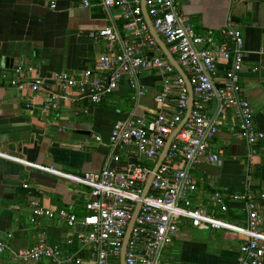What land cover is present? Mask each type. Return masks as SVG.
<instances>
[{"label":"built area","instance_id":"1","mask_svg":"<svg viewBox=\"0 0 264 264\" xmlns=\"http://www.w3.org/2000/svg\"><path fill=\"white\" fill-rule=\"evenodd\" d=\"M82 2L86 7L104 5L121 9L125 35L114 26L92 32L93 37L106 41L107 51L98 56L95 69H87L82 79L69 71L55 73L53 78L60 92L47 95L42 102L43 109H58L59 98H68L72 89L98 104L123 83L130 86V98L139 107L147 93L141 74L147 70L155 72L159 84L154 96L156 107L143 115L134 112L115 123L107 144L110 153L97 172L71 173L0 152L1 158L84 186L89 193L85 213L81 216L31 199L28 205L33 221L39 217L56 219L67 225L68 235L62 243L50 244L42 238L33 246L20 249L0 239V254L10 251L14 259L22 263L47 259L52 264H121L124 238L140 203L127 243L125 264H160L164 248L177 238L185 222L193 227L235 232L243 238L238 264H264V206L260 204L264 192L252 190L250 182L242 192L228 187L215 191V199L224 212L229 209L228 198L246 203L245 223L235 224L194 204L198 185L190 171L204 161L223 164V151H213L210 142L231 110L239 120L240 132L246 141L249 166L259 153L258 144L264 139V131L255 123L253 106L244 96L241 83L246 57L242 31L227 24L218 32L208 30L199 34L194 29L193 17L181 13L176 0H146L157 33L187 74L193 90L189 118L154 171L168 138L187 113L186 81L152 35L142 0ZM11 84L22 91L29 85L34 96H38L46 83L43 78L29 83L24 80L22 69H18ZM97 140L101 142L99 136ZM123 148L127 160L122 166L113 165L122 160L119 150ZM151 175L150 188L143 195ZM23 186L29 188L28 183Z\"/></svg>","mask_w":264,"mask_h":264},{"label":"crops","instance_id":"2","mask_svg":"<svg viewBox=\"0 0 264 264\" xmlns=\"http://www.w3.org/2000/svg\"><path fill=\"white\" fill-rule=\"evenodd\" d=\"M175 5L193 17L199 34L218 32L227 24L242 31L246 50L243 94L253 106L257 127L264 131V0H176ZM106 26L125 35L121 9L86 7L82 0H0V152L71 173L97 172L110 153L107 144L115 123L134 112L143 115L155 109L159 84L150 70L141 74L147 93L139 107L130 98V86L123 83L98 104L72 89L68 98H59L58 109H43L44 98L60 92L53 83L55 73L69 71L82 79L87 69H95L98 56L108 47L103 38L91 33ZM7 59L12 63L7 64ZM18 69L29 83L36 78L46 80L48 74L52 78L34 96L29 85L22 91L11 84ZM210 143L213 151H223V164L204 161L191 168L198 185L194 204L219 218L244 224L246 203L228 198L229 209L224 212L214 193L224 187L242 192L248 182L252 190L264 192V139L249 166L246 141L231 110ZM119 151L122 160L113 165L122 166L127 154L124 148ZM25 183L29 188H24ZM88 198L84 186L0 157V239L16 249L33 246L42 238L50 244L62 243L69 233L67 225L56 219L33 221L31 199L81 216ZM260 204L264 206V199ZM242 240L230 230L198 228L185 222L177 238L164 248L160 264H238ZM0 264L52 263L47 259L22 263L7 251L0 254Z\"/></svg>","mask_w":264,"mask_h":264},{"label":"water","instance_id":"3","mask_svg":"<svg viewBox=\"0 0 264 264\" xmlns=\"http://www.w3.org/2000/svg\"><path fill=\"white\" fill-rule=\"evenodd\" d=\"M142 6H143V11H144L145 18H146V20H147V22L149 24V27H150V30H151L152 35L155 37V39L157 40V42L162 47L165 55L174 64V66L177 69V71L184 77V79L186 81V84L188 86V93H189V105H188L187 113H186L183 121L177 127V129L168 138V140H167V142H166V144H165V146L163 148V151L160 154V156H159V158L157 160V163H156V165L154 167V171H155V170L158 169V167L160 166V164L164 160V158H165V156L167 154V151L169 149V146H170L173 138L175 137V135L177 134V132L181 129V127L184 125V123L189 118V115H190V112H191V109H192V104H193V90H192L191 83H190V81H189V79L187 77V74L185 73V71L183 70V68L180 66V64L178 63V61L170 53V51H169L166 43L162 40V38L160 37V35L157 33V31H156V29H155V27L153 25L152 19L150 18L149 14H148V11H147V8H146V0H142ZM10 63H12V60L11 59H7V64H10ZM50 78H52V74H48L47 75V79L45 80V83L46 84H49L50 83V81H51ZM53 81H54L53 83L56 84V81L55 80H53ZM152 179H153V175H151L150 178H149V180L147 181V184H146L145 191H144V194L143 195H146V193L148 192V190L150 188V185H151V182H152ZM19 192H22V190H20ZM140 206H141V204L138 203L137 204V207H136V209L134 211L133 217L131 219V222L129 224V227L127 229L125 238H124V242H123V246H122V254H121V264H125V253H126L127 243H128L129 237H130V233H131L132 226L134 225V221H135V219H136V217L138 215Z\"/></svg>","mask_w":264,"mask_h":264},{"label":"rangeland","instance_id":"4","mask_svg":"<svg viewBox=\"0 0 264 264\" xmlns=\"http://www.w3.org/2000/svg\"><path fill=\"white\" fill-rule=\"evenodd\" d=\"M148 163L151 164L152 162L149 161Z\"/></svg>","mask_w":264,"mask_h":264}]
</instances>
